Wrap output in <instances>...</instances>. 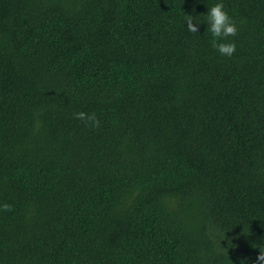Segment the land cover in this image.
Masks as SVG:
<instances>
[{
  "label": "trees",
  "instance_id": "1",
  "mask_svg": "<svg viewBox=\"0 0 264 264\" xmlns=\"http://www.w3.org/2000/svg\"><path fill=\"white\" fill-rule=\"evenodd\" d=\"M214 2L0 0V264H259L264 0L231 56Z\"/></svg>",
  "mask_w": 264,
  "mask_h": 264
},
{
  "label": "clouds",
  "instance_id": "2",
  "mask_svg": "<svg viewBox=\"0 0 264 264\" xmlns=\"http://www.w3.org/2000/svg\"><path fill=\"white\" fill-rule=\"evenodd\" d=\"M206 25L210 34L211 46L222 56H231L236 50L235 42L227 39L237 33V24L225 10L224 0H215L206 12ZM200 22L194 20L191 15H184L183 24L189 32H197V26ZM75 118L80 120L91 121L93 124L98 123L94 115L84 112L74 113ZM8 207L7 205L4 206ZM259 252L256 260L259 264H264V244L258 245Z\"/></svg>",
  "mask_w": 264,
  "mask_h": 264
}]
</instances>
